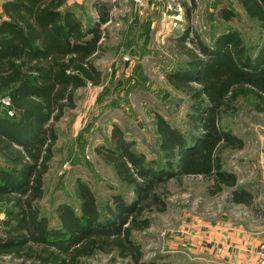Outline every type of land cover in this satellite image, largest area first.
<instances>
[{"label": "trees", "instance_id": "trees-1", "mask_svg": "<svg viewBox=\"0 0 264 264\" xmlns=\"http://www.w3.org/2000/svg\"><path fill=\"white\" fill-rule=\"evenodd\" d=\"M70 0H2L0 15V97L9 99L12 115L0 116V203L9 208L0 220V262L10 264H84L97 254L117 256L123 264L143 261L135 232L151 227L150 213L167 208L163 191L170 179L202 177L211 194L232 189L231 201L251 207L256 197L238 189L235 173L225 168V154L242 150L243 139L226 130L224 119L238 112L241 98L256 101L264 112V0H233L260 28L259 52L246 45L239 31L220 36L213 46L203 42L194 27L170 38L176 53L186 58L184 68L169 71V84L191 99L188 117L196 134L187 137L159 113L155 114L166 167L155 170L145 155L132 150L121 129L115 128V147L95 151L110 163L120 181L133 187L136 200L114 196L102 214L94 192L78 182L81 213L62 204L61 226L52 228L39 203L45 177L54 157L57 124L76 108L78 89L99 86L103 72L97 61L105 53L108 26L117 4H94L98 22L86 28L73 12ZM197 7L196 0H191ZM189 15L192 8L183 2ZM220 18L232 21V9ZM107 24V26H105ZM189 41V45L186 42ZM172 264V263H162Z\"/></svg>", "mask_w": 264, "mask_h": 264}, {"label": "rangeland", "instance_id": "rangeland-1", "mask_svg": "<svg viewBox=\"0 0 264 264\" xmlns=\"http://www.w3.org/2000/svg\"><path fill=\"white\" fill-rule=\"evenodd\" d=\"M73 1L83 2L79 12L84 18L97 19L84 8L89 0L70 3ZM183 2L192 8L191 15ZM110 3L117 4L112 12L114 21L108 26L105 53L97 61L103 81L99 86L79 89L76 108L68 110L56 126L58 139L45 177V194L39 203L41 215L48 218L52 228L61 226L62 204L81 211L79 181L94 192L102 214L114 204L116 195L129 203L136 200L134 188L122 183L113 166L95 151L102 146L115 147L116 127L133 143L132 150L145 155L155 170L166 167L155 114L162 115L187 137L196 134L188 117L191 99L166 79L167 72L184 68L186 62L176 53L170 38H177L190 25L209 46L231 31L241 33L246 45L253 48L251 54L258 53L262 43L258 23L233 0H196V8L191 0H149L144 6L135 5L133 0ZM224 8L232 9L236 18H220L218 14ZM255 105L254 99L241 98L238 112L225 118L224 126L245 142L244 149L226 152L225 168L237 176L238 189L255 195L256 203L251 207L235 204L230 188L211 194L210 182L200 176L170 179L163 191L165 212L150 213L151 227L133 234L143 261L253 264V254L248 250L264 242V112H258ZM6 113L9 115L8 103L0 97V116ZM4 167L5 160L0 156V169ZM8 208L0 203V220ZM0 264H10L9 259ZM84 264L123 261L117 254H97Z\"/></svg>", "mask_w": 264, "mask_h": 264}, {"label": "crops", "instance_id": "crops-1", "mask_svg": "<svg viewBox=\"0 0 264 264\" xmlns=\"http://www.w3.org/2000/svg\"><path fill=\"white\" fill-rule=\"evenodd\" d=\"M156 1V0H155ZM71 2V0L68 2V4L65 6V8L64 9H66L65 11H71V12H73V14L75 15V17L77 18V19H79L82 23H83V25L86 27V28H91V27H93L97 22H98V14H97V12H96V10H95V8H94V4H97V3H99V2H109L110 3V0H89V2H90V5H88L89 4V2H88V4L87 5H84V8H85V10L88 12V10H91L95 15H96V18L97 19H94L93 17H92V21H89V19H87V18H84L83 17V15L81 14V8H83V5H82V3L83 2H79V1H73L72 3H70ZM79 2V3H78ZM134 3V2H133ZM1 4H2V0H0V15H2V8H1ZM69 4H71L72 6L71 7H69ZM78 5H80L81 7H77ZM79 11H81V12H79ZM105 26H107V24L105 25ZM227 33V32H226ZM85 88V87H84ZM80 89H82V88H80ZM79 90V89H78ZM78 90H77V92H78ZM76 92V93H77ZM75 100H76V95H75ZM76 106H77V103H76ZM74 209V208H73ZM75 211H76V213H78L77 212V210L76 209H74ZM81 213V211H79V213H78V215ZM58 228V227H57ZM258 247H259V245H258ZM258 247H256V249H254V248H252V249H250V250H248L249 252H251V254H253L251 257L253 258V264H255V261H256V250L258 249ZM251 264V263H250Z\"/></svg>", "mask_w": 264, "mask_h": 264}, {"label": "built area", "instance_id": "built-area-1", "mask_svg": "<svg viewBox=\"0 0 264 264\" xmlns=\"http://www.w3.org/2000/svg\"><path fill=\"white\" fill-rule=\"evenodd\" d=\"M149 0H133L134 4L137 6H144ZM9 106V99L5 98ZM9 114L12 115L13 113L9 111ZM255 264H264V242H262L257 251H256V262Z\"/></svg>", "mask_w": 264, "mask_h": 264}]
</instances>
